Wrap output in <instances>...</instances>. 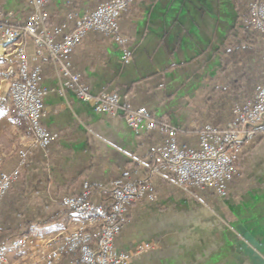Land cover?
Masks as SVG:
<instances>
[{
    "label": "crops",
    "instance_id": "0c3cea01",
    "mask_svg": "<svg viewBox=\"0 0 264 264\" xmlns=\"http://www.w3.org/2000/svg\"><path fill=\"white\" fill-rule=\"evenodd\" d=\"M102 1L47 0L45 10L49 23L58 24L67 12L87 15ZM242 1L250 0H133L119 18L130 60L121 59L120 46L111 37L90 31L75 47L73 64L92 93L126 95L131 108H146L176 127L180 142L196 145L195 128L206 123L224 126L230 104L250 97L262 80L260 37L247 38L250 50L241 61L221 64L229 33L238 28V15L248 5L242 7ZM0 12H10V22L20 23L29 13L28 0H0ZM15 45L41 67V84L51 89L41 122L57 137L47 155L39 149L32 152L21 177L2 199L0 243L20 237L30 226L43 236L69 232L77 217L59 204V197L78 193L87 179L92 201L109 202L110 181L144 176L143 165L151 163L162 139L144 125L134 129L121 116L95 112L64 88L47 53L29 36L21 35ZM9 59L16 62L14 51L0 44V63ZM235 73L244 78L236 88L229 87ZM0 98V144L5 147L0 150V172H8L17 165L16 149L26 147L31 137L22 118L2 111L8 104L4 79ZM244 149L225 195L192 188L194 198L156 175L157 199L129 206L130 221L115 238L116 250L151 243L130 264H264V134L246 141ZM26 257L43 264L34 246Z\"/></svg>",
    "mask_w": 264,
    "mask_h": 264
},
{
    "label": "built area",
    "instance_id": "2783aa9c",
    "mask_svg": "<svg viewBox=\"0 0 264 264\" xmlns=\"http://www.w3.org/2000/svg\"><path fill=\"white\" fill-rule=\"evenodd\" d=\"M46 1L28 0L29 13L17 24L10 22V12H0V44L12 49L16 57L15 63L9 59L0 68L1 78L7 81L9 99L2 111L22 118L31 137L26 147L17 149V165L8 172H0V204L21 177V170L28 164L32 152L39 149L47 155L50 144L57 137L56 132L41 122L45 114L44 98L51 89L41 84L40 65L32 64L25 49L15 45L21 35L29 36L39 51L47 53L63 78V87L90 104L95 112L121 116L134 129L144 125L148 130H156L162 139L154 147L151 163L143 165L144 176L137 180L113 178L110 201L100 204L92 201L90 182L82 180L78 193L61 195L58 199L60 205L77 217L74 228L61 235L43 236L37 235L30 226L20 237L0 243V264H40L26 257V251L32 246L41 255L43 264H56L66 251L75 255V263L130 264L135 256L150 249L151 243H138L128 251H117L115 238L130 221L132 203L157 199L156 175L177 187L210 189L217 195H225L238 171L235 159L243 152L244 143L264 134V0L251 1L243 21L262 38V80L250 97L230 104V119L224 126L206 123L195 128L196 145L180 142L178 129L146 108H131L126 95L107 91L92 93L73 64L75 47L90 31L111 37L120 46L121 59L130 60L131 51L127 39L120 33L119 18L133 0H104L87 15L67 12L58 24L49 23ZM94 231L95 239L92 240Z\"/></svg>",
    "mask_w": 264,
    "mask_h": 264
},
{
    "label": "trees",
    "instance_id": "16d2710c",
    "mask_svg": "<svg viewBox=\"0 0 264 264\" xmlns=\"http://www.w3.org/2000/svg\"><path fill=\"white\" fill-rule=\"evenodd\" d=\"M251 1L253 0H250L248 2V5ZM248 5L246 7L245 13L238 15L239 16V26L238 28L233 27L234 32L232 30V32L229 33L231 35V41H229V43L226 45V47L222 51L221 64L225 67L229 66L233 62L241 61L242 56L248 53V51L250 50L248 45L246 44L248 37L249 38L250 37L251 38L260 37V39L262 40L260 34L256 30H254L250 25L243 23L244 19H246L247 14H248ZM240 33H242L241 36L239 35ZM243 78H244V75H237V73H235L231 83L228 86L236 88V86L241 83ZM242 97H239L237 100H234V101H240L241 100L240 98ZM245 152L246 151L243 148V152L240 153L236 157L235 164H236L237 159L240 158L242 154H244ZM90 186L92 188L91 183H90ZM92 193H93V190H92ZM109 194H110V188H109ZM74 257L75 255L73 253L66 251L62 253L59 261L56 264H68V263L69 264H80V263H75L73 261Z\"/></svg>",
    "mask_w": 264,
    "mask_h": 264
},
{
    "label": "rangeland",
    "instance_id": "374dc122",
    "mask_svg": "<svg viewBox=\"0 0 264 264\" xmlns=\"http://www.w3.org/2000/svg\"><path fill=\"white\" fill-rule=\"evenodd\" d=\"M246 2L248 3V1H242V3H243L242 7H246V5H247ZM2 67H4V65L2 63H0V68H2ZM0 79H2L1 76H0ZM7 95H8V91H7ZM0 101H2L1 98H0ZM8 101H9V99H8ZM4 148H5L4 145L0 144V150H4ZM179 188H181V187H179ZM181 189L184 190L185 192L191 194L192 197L196 198V194H195L196 192H195V190H192V188H187V189L181 188ZM28 261H32V260L28 259Z\"/></svg>",
    "mask_w": 264,
    "mask_h": 264
}]
</instances>
